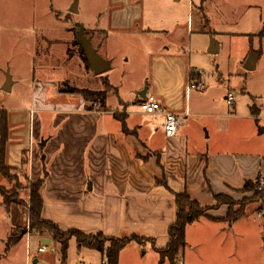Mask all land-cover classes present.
Wrapping results in <instances>:
<instances>
[{
    "label": "crops",
    "instance_id": "obj_1",
    "mask_svg": "<svg viewBox=\"0 0 264 264\" xmlns=\"http://www.w3.org/2000/svg\"><path fill=\"white\" fill-rule=\"evenodd\" d=\"M256 38L260 39L258 49L245 50L242 60L244 68L250 53L258 52L253 71L264 58V31ZM200 76L189 74L186 87L178 80L169 88L155 87L152 93L147 88V94L184 118L172 138L165 135L163 117L143 111L144 117L134 126L128 123L129 113H123L133 132L125 134L114 111H88L81 97L69 105L51 107L47 130L42 119L31 115L27 174L33 181L44 178L40 189L43 219L64 232L77 230L86 236H137L144 239L139 244L149 243L154 252L148 264H160L157 251L166 248L169 228L176 220L175 194L187 193L201 207L216 206L217 196L247 197L248 193L241 192L245 183L264 176V104L246 92L245 80L246 111L238 109L235 98L232 110L227 97L225 108L214 106L204 94L190 89L194 81L205 85L197 92L211 87ZM258 206L249 204L230 223L228 209L221 205L187 226L180 262L264 264V219L258 217ZM134 242L121 251L119 264H142L141 249L136 251L138 257H125Z\"/></svg>",
    "mask_w": 264,
    "mask_h": 264
},
{
    "label": "rangeland",
    "instance_id": "obj_2",
    "mask_svg": "<svg viewBox=\"0 0 264 264\" xmlns=\"http://www.w3.org/2000/svg\"><path fill=\"white\" fill-rule=\"evenodd\" d=\"M73 1L0 0V111L10 117L7 160L17 177L10 183L0 176V186L12 201L5 206L0 196V264L62 262L58 243L45 245L40 236L29 233L26 203L31 185L37 181L29 178L19 155L23 149L30 160L31 115L42 119L47 130L51 107L69 105L81 97L62 93L61 88L105 91L104 78H108L117 91L108 93L107 107L119 114L128 112L130 126L144 117L137 102L142 91L169 88L178 80L185 85L191 73L201 72L203 81L211 85L205 92L193 93L204 94L203 98L214 106L225 108V97L232 93L238 109L246 111L242 92L245 80L246 92H252L264 104V58L253 72L242 65L245 50L258 49L260 39L254 37L264 31V0H78L77 13H72ZM79 27L85 28L93 48L110 62L105 73L95 74L88 66L76 41ZM212 40L219 45L218 53L209 52ZM6 72L12 78L10 92L3 89ZM219 81L221 86L216 84ZM40 98L45 101L38 103ZM17 118L26 120L16 122ZM245 193L248 196L241 200L227 197L222 205L228 212H240L249 204L259 203L261 210L264 191L259 197ZM13 236L18 240L8 248ZM41 246L47 251L40 253ZM137 249H141L142 264L153 260L151 245L136 241L127 250L126 259L138 257ZM102 260L96 250L79 249L75 238L69 244L66 264H102Z\"/></svg>",
    "mask_w": 264,
    "mask_h": 264
},
{
    "label": "trees",
    "instance_id": "obj_3",
    "mask_svg": "<svg viewBox=\"0 0 264 264\" xmlns=\"http://www.w3.org/2000/svg\"><path fill=\"white\" fill-rule=\"evenodd\" d=\"M205 22H208L204 10L202 9ZM86 33V31H85ZM86 34H84L85 36ZM87 37V36H85ZM77 41V40H76ZM79 45V43L77 41ZM82 47V45H81ZM83 51V48H82ZM83 54L84 51L82 52ZM258 54V52H257ZM86 59V58H85ZM87 61V59H86ZM88 63V62H87ZM89 66V64H88ZM90 67V66H89ZM106 85L105 91H92L87 89H78L76 87L66 86L60 89L62 93H72L80 95L86 102V110L93 111H110L107 107V96L108 93L113 90L117 91L113 87L108 78H104ZM87 103L97 104L98 107L94 109ZM115 117L122 123L123 132L125 134L133 133L126 124V115L115 112ZM10 117L8 112L0 111V176L8 181L13 182L17 180L12 174L15 169L8 163L7 149L8 142L10 141L11 132L9 129ZM29 157L28 152H22L21 166L28 169ZM259 178L256 181H247L241 190V192H251L256 197H259L260 191L258 190ZM44 178L39 179L36 183L31 185L30 194L26 207L28 208V220H29V233L30 235H38L43 240H50L60 245L62 262L66 264V255L69 249L70 241L75 238L78 248L91 249L100 252L103 259L107 261V264H119V256L121 251L132 241L143 242L144 239L138 238L137 236L123 237V238H109L102 234L86 236L77 230H71L68 232L62 231L57 225L50 221H46L42 217L43 200L40 195V189L43 185ZM0 196L2 197V204L7 206L9 202L8 192L0 186ZM177 215L175 222L170 226L168 231L169 241L166 248L158 250L160 256V264H164L165 261H169L171 264L180 262V258L186 247V228L190 224L194 223L201 217H206L207 213L211 210L217 209L223 203L227 202V197L217 196V205L214 207H201L196 201L191 199L187 193L175 194ZM226 200V202H225ZM228 205V204H226ZM243 215V211L234 212L230 210L227 215V221L230 223L238 220ZM25 235V233H24ZM18 238L13 236L9 238L7 245L8 248L17 242Z\"/></svg>",
    "mask_w": 264,
    "mask_h": 264
},
{
    "label": "built area",
    "instance_id": "obj_4",
    "mask_svg": "<svg viewBox=\"0 0 264 264\" xmlns=\"http://www.w3.org/2000/svg\"><path fill=\"white\" fill-rule=\"evenodd\" d=\"M197 74L202 75L201 72H198ZM204 88L205 85L198 81H194L190 86V89L198 90V91L203 90ZM233 102H234V96L232 93H229L227 96V104L230 108H233ZM139 106L141 108V111H143L148 115L163 117V129L166 137L168 138L175 137L180 127L183 125L184 118L180 115H177L169 111L152 94H147L144 98H140ZM258 184H259L258 190L264 191V176H260ZM258 217L264 219V202L261 210L258 212ZM46 251H47L46 246H41L39 248L40 253H44ZM102 264H107V261L103 259ZM180 264H182V262H180Z\"/></svg>",
    "mask_w": 264,
    "mask_h": 264
},
{
    "label": "water",
    "instance_id": "obj_5",
    "mask_svg": "<svg viewBox=\"0 0 264 264\" xmlns=\"http://www.w3.org/2000/svg\"><path fill=\"white\" fill-rule=\"evenodd\" d=\"M176 2H179L180 0H175ZM77 6H78V0H74L72 7H71V12L72 13H77ZM84 31L85 28L83 27H79V31L76 33V40L81 43L83 51L85 53L87 62L90 66V69L92 70L93 73L95 74H102L105 73L106 71H108L110 69V62L103 59L98 53L97 51L93 48L92 43H91V39L88 37L84 36ZM217 43L212 40L211 42V48L209 49V52L211 54L213 53H217ZM258 60V55L255 53H250V55L248 56L244 68L247 71H253L256 68V63ZM6 77H7V82L4 85L3 89L6 92H10L11 91V84H12V78L11 75L9 74V72H6ZM147 94V89L142 91L140 93V97L144 98ZM51 243L50 240H43V244L45 245H49ZM36 262V261H35Z\"/></svg>",
    "mask_w": 264,
    "mask_h": 264
},
{
    "label": "flooded vegetation",
    "instance_id": "obj_6",
    "mask_svg": "<svg viewBox=\"0 0 264 264\" xmlns=\"http://www.w3.org/2000/svg\"><path fill=\"white\" fill-rule=\"evenodd\" d=\"M84 34H85V31H84ZM88 38H90V37H88Z\"/></svg>",
    "mask_w": 264,
    "mask_h": 264
}]
</instances>
